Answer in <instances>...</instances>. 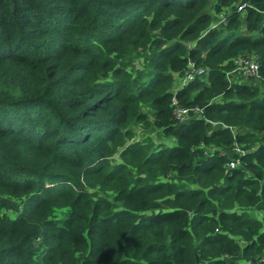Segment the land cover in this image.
I'll list each match as a JSON object with an SVG mask.
<instances>
[{"label": "trees", "instance_id": "1", "mask_svg": "<svg viewBox=\"0 0 264 264\" xmlns=\"http://www.w3.org/2000/svg\"><path fill=\"white\" fill-rule=\"evenodd\" d=\"M235 1L0 0V264H264V0Z\"/></svg>", "mask_w": 264, "mask_h": 264}, {"label": "built area", "instance_id": "2", "mask_svg": "<svg viewBox=\"0 0 264 264\" xmlns=\"http://www.w3.org/2000/svg\"><path fill=\"white\" fill-rule=\"evenodd\" d=\"M245 8V5H239L237 8L238 11H243ZM221 22H225V14L220 15ZM234 69L232 72L227 74V77H230L231 75L237 73L243 78H250V77H257L258 76V70L259 65L255 60H253L250 56H241L233 61ZM190 71L185 73V78H179V81L181 82V85L186 84L188 81H192L194 79V76H198L203 74L205 71L204 69L200 68H194L192 64H190ZM230 82V78H227ZM171 107H172V116L173 120L177 123H184L194 117H198L201 113V109L198 107L189 108L183 105H180L178 100L175 98V96L171 100ZM232 156L237 155L238 157L243 155L245 152L243 149L239 146H233L230 149ZM223 154V153H222ZM227 155V154H224ZM240 165L239 160L237 158H230V160L227 161L226 169H235Z\"/></svg>", "mask_w": 264, "mask_h": 264}, {"label": "rangeland", "instance_id": "3", "mask_svg": "<svg viewBox=\"0 0 264 264\" xmlns=\"http://www.w3.org/2000/svg\"><path fill=\"white\" fill-rule=\"evenodd\" d=\"M244 0H236L230 7H227L228 9H233V10H237L238 11V7L240 4L243 3ZM244 4V3H243ZM226 9V7H224ZM207 12H210V13H213L214 11L212 10V12L210 11V8L206 9ZM246 13V10H243L241 11V14L242 15H245ZM216 15V14H215ZM216 20H214L213 22H215ZM230 80L232 83H243V84H249V85H256V84H259V78H243L241 77L240 75H238L237 73L231 75L230 77ZM147 110V109H146ZM215 125V124H214ZM132 128L135 130V133H136V136L133 138L132 141H138V142H143V141H147V140H153L155 143H158V142H163V143H167V144H170L173 142L172 139L170 138H165L162 136L161 132L157 131V130H154V129H143L141 126H132ZM234 132H237V130H234ZM210 150H208L209 152ZM213 151V150H211ZM220 154H227L228 157L232 156V153L230 150L228 151H223L221 150L219 152ZM114 160H117V162H119V158L118 156L116 155L114 157ZM249 215L252 217V218H255V219H261L262 218V213L261 212H258V211H251L249 212Z\"/></svg>", "mask_w": 264, "mask_h": 264}, {"label": "crops", "instance_id": "4", "mask_svg": "<svg viewBox=\"0 0 264 264\" xmlns=\"http://www.w3.org/2000/svg\"><path fill=\"white\" fill-rule=\"evenodd\" d=\"M180 84H181V82H180V81H177V82H176V85H180Z\"/></svg>", "mask_w": 264, "mask_h": 264}]
</instances>
